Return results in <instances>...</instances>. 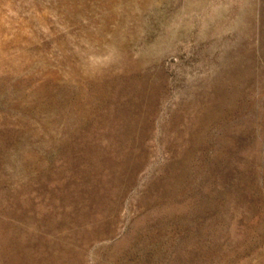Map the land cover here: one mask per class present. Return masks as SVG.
I'll return each mask as SVG.
<instances>
[{
	"label": "rangeland",
	"instance_id": "rangeland-1",
	"mask_svg": "<svg viewBox=\"0 0 264 264\" xmlns=\"http://www.w3.org/2000/svg\"><path fill=\"white\" fill-rule=\"evenodd\" d=\"M0 264H264V0H0Z\"/></svg>",
	"mask_w": 264,
	"mask_h": 264
}]
</instances>
